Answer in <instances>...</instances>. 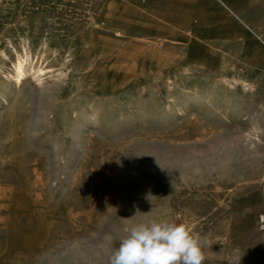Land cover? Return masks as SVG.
<instances>
[{
    "label": "rangeland",
    "instance_id": "1",
    "mask_svg": "<svg viewBox=\"0 0 264 264\" xmlns=\"http://www.w3.org/2000/svg\"><path fill=\"white\" fill-rule=\"evenodd\" d=\"M263 60L264 0H0V264H109L153 220L264 264Z\"/></svg>",
    "mask_w": 264,
    "mask_h": 264
},
{
    "label": "clouds",
    "instance_id": "2",
    "mask_svg": "<svg viewBox=\"0 0 264 264\" xmlns=\"http://www.w3.org/2000/svg\"><path fill=\"white\" fill-rule=\"evenodd\" d=\"M106 239L112 241L111 236ZM204 260L201 238L185 225L153 220L128 229L109 264H203Z\"/></svg>",
    "mask_w": 264,
    "mask_h": 264
},
{
    "label": "bare ground",
    "instance_id": "3",
    "mask_svg": "<svg viewBox=\"0 0 264 264\" xmlns=\"http://www.w3.org/2000/svg\"><path fill=\"white\" fill-rule=\"evenodd\" d=\"M26 53H27V51H26ZM253 54H254V52H253ZM261 57L263 58V56H261ZM46 69H48V68L41 67V66H36L33 63L32 57L29 54H25V56H18L17 57L14 65H13V75H12V77H13V79L16 80V82H21L22 79L26 78V76L31 75V77L34 78L37 81L38 84L39 83L42 84L46 80L49 81L50 85L51 84H55L56 79L59 78V75L58 74L57 75L53 74L52 71H47L46 72ZM97 116H98V110H92L91 117L92 118H96Z\"/></svg>",
    "mask_w": 264,
    "mask_h": 264
}]
</instances>
